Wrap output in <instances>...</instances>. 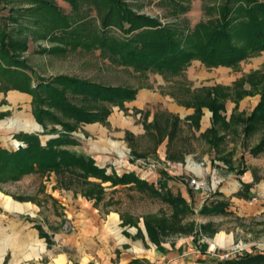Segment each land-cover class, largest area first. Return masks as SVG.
<instances>
[{
  "label": "rangeland",
  "instance_id": "374dc122",
  "mask_svg": "<svg viewBox=\"0 0 264 264\" xmlns=\"http://www.w3.org/2000/svg\"><path fill=\"white\" fill-rule=\"evenodd\" d=\"M43 1L44 4L39 0H0V31L9 40L13 39L25 43L26 49L20 52L19 57L28 66L25 73L29 75L32 87L40 80L51 81L56 76H65L88 80L102 85L126 86L134 89L135 94L137 90L146 88L162 95V97L165 95L169 100H172L171 102L180 106L177 102L186 97L185 92L182 91L183 89L196 90L201 87L221 86L229 88L230 97L227 100H232L233 84L238 78L251 71H264V50L257 55L240 61L236 69L222 66L210 67L208 70L212 71L211 75L206 79H199L193 84L185 77L175 76L166 80L162 75L151 71H134L131 67L116 63L115 60L117 59L111 55L108 49H98L96 45L95 32L99 27L100 12L104 10L102 6L92 5L87 0ZM122 1L132 11L155 19L160 25L163 22L167 27L171 26L184 31H186V27L190 28L198 20L208 18L204 6L211 3L204 0H183L185 2L183 5L185 4L187 10L181 12L168 0ZM259 1L264 2V0ZM215 2L217 4L220 0H215ZM113 35L119 36V33L115 31ZM196 69L194 67V70ZM207 80L212 81L210 86L205 84ZM56 87L59 88L57 85ZM245 87L247 88L246 85ZM16 93L19 94L17 91H9L7 98L10 99L11 95ZM64 94L68 103L77 108L94 111L101 105L108 109L107 117L115 112L121 117L122 125L124 124L126 127L136 128L138 131L144 132L142 136L135 140L131 136V131L123 128V135H120L119 138L118 136H106L98 141L96 137L86 139V136L81 132V125L91 124H79L69 133V136L78 143L77 146L71 147L70 150L76 153L92 151L91 155L95 158L96 166L105 169L106 174L111 172L121 174L129 171L134 173L139 179L147 181L149 175L156 172L160 177L167 181L178 183L182 188L185 194L184 201L190 210V214L185 216L180 222H176L177 225L175 223V226L184 228L190 225V232L166 234L160 237L158 243H154L155 246L165 240L189 238L190 242L194 244V251L199 256L206 257L207 259L205 258L206 262L204 263H208L221 261L216 255L224 253L232 243L251 244L264 242V200L261 199L264 191V152L256 157H252L248 153L245 154L248 147H253L260 140L263 132L262 127L249 137H243L241 130H238L237 134L226 133L227 141H233L236 138L242 141L243 152L238 151L242 153V156L239 159L236 157L233 161L234 170L240 171L243 169L244 173L247 172L248 183H251V179H256V182L259 179V183L254 184L251 188L252 196L249 195L251 198L257 197L258 202L249 204L250 200L239 199L244 202L233 205L229 201L230 197L226 199L218 192L228 186L227 183L225 184L223 180H220L221 177L218 173L211 174V181L209 180V174L203 175L201 178L196 177V170L202 169L206 162L211 163L213 167H220L221 170L226 171L225 166L217 161L215 156H213L214 159H209L206 162L186 157L180 163L157 162L147 158L148 153H146L145 148L151 142L149 138L150 131H153L154 134L155 131L153 128L147 130L144 125H150L153 116L160 118V115L164 114L160 105H142L139 109L131 108L127 111L128 109L124 108L123 103L130 101L122 102V109L120 110L118 104H96L85 101L79 95L67 89L64 90ZM5 97V94H0V107L3 106V111L0 110V113L5 115L0 119V147L6 150H15L14 145L18 141L14 140L13 135L23 133V130L27 134H38L42 130L31 116V103H29L30 108L29 106L20 108L7 104L4 100ZM18 97H23V95H18ZM27 99L31 100L30 97H27ZM258 100V93L246 95V98L244 97L240 102L242 113L249 115ZM226 103L227 105L233 104L232 102ZM54 113L61 121L71 123L69 120H65L58 112ZM235 113L233 114L236 115ZM171 116L173 117V115ZM106 119L105 125L92 124H98L108 130ZM30 125H34V131L32 132L27 129ZM46 126L47 129H55L56 131L61 129L60 126H52L47 123ZM183 131L185 140L188 141L187 143L201 151L203 148L202 143L197 138H194L187 128ZM113 132L120 134L119 129H115ZM49 138L52 137H39L42 144ZM154 141L155 145H157L156 138ZM174 150L175 145L172 148V152ZM217 162L219 166H217ZM150 163L155 165L153 170L149 167ZM165 163H168L169 166H165ZM236 173L234 172V175ZM244 173L239 176L241 179L245 178ZM192 179L203 182L207 189L197 192L192 191L188 186L189 181ZM89 181L97 182L94 179H89ZM55 183L54 175L50 174L42 178L36 175H28L17 182L0 185V246H4L7 239L14 237L17 233L27 232L28 228L24 223H29L32 226L33 224H38L50 236L58 233L69 234L72 231L69 221L64 218L66 215V208L64 207L66 195L71 199L75 198L76 195L80 199L84 198L80 196L78 188L74 187L66 191L58 190ZM101 187L104 194L96 205H93V200H84L91 202L92 207L102 216L117 215L120 220L119 226L134 228V236L137 238H142L140 228L145 232L143 226L144 217L163 216L168 219L170 216L169 208L161 204L156 198L134 190H128L127 188H109L108 184H101ZM155 188L158 189L157 186ZM170 193L174 195L178 192ZM225 193L227 192L225 191ZM212 200L228 201L226 211L230 215L211 217L198 214L201 207L208 205ZM13 202L29 208L20 213L12 212L9 210V205ZM236 213L240 216H236ZM114 215L111 217H115ZM208 217H211L210 220L215 222L210 221ZM122 221H132L136 224L133 226L128 224L121 225ZM217 230L225 233L232 232L233 241L230 245L223 246L213 241L214 233ZM221 236L224 237L223 234Z\"/></svg>",
  "mask_w": 264,
  "mask_h": 264
},
{
  "label": "trees",
  "instance_id": "16d2710c",
  "mask_svg": "<svg viewBox=\"0 0 264 264\" xmlns=\"http://www.w3.org/2000/svg\"><path fill=\"white\" fill-rule=\"evenodd\" d=\"M39 1L44 4L43 0ZM87 1L104 8L100 12L99 27L95 32L98 49H108L117 59L115 62L120 65L138 72L158 73L166 80L175 76L184 78V71L192 60L206 68L222 66L236 69L240 61L264 50L263 1L220 0L216 4L215 0H204L211 2L204 6L208 18L198 20L190 28L186 27V31L160 25L155 19L132 11L122 0ZM168 1L178 11L187 10L183 0ZM115 31L119 36L113 35ZM25 49L24 42L9 40L0 31V92L5 94L8 90H15L28 94L32 104L31 116L42 131L38 134L13 135L14 140L23 145L16 150L0 148V185L17 182L28 175L42 178L53 174L58 190L78 188L80 196L93 200V205L104 194L101 184H108L109 188H127L158 199L171 212L168 219L163 216L144 217L143 226L150 243H158L160 237L166 234L190 232V225L184 228L175 226L176 222L190 214L179 193L173 195L169 190H163V187L157 189L152 183L139 179L132 172L106 174L105 169L97 167L90 156L70 150L78 143L69 133L79 124L105 125L109 111L101 105L94 111L77 108L68 103L64 90L67 89L79 95L82 100L92 103L118 104L120 110L122 102L134 98L135 90L126 86L102 85L65 76H56L51 81L40 80L32 87L30 77L25 73L28 66L19 57L20 52ZM233 86L231 102L234 106L227 122L222 113L224 101L230 97L229 88L212 86L196 90L183 89L186 97L177 103L193 110L187 120L194 130L198 129L201 109L210 112V127L199 136L211 148L218 146L223 138L219 132L227 131L231 123L235 126L241 125L243 137L251 136L262 127L260 140L248 151L250 156L256 157L264 152V71H251L238 78ZM256 93L259 94V100L249 115L235 116L233 113L237 110V103L246 95ZM54 112H58L71 123L61 121ZM4 116V113H0V119ZM168 117L171 121H168ZM46 123L60 126L61 131L47 129ZM178 124L176 117L164 113L160 118L153 116L150 125H144V128L154 129L156 144H159L162 138L169 142L176 135ZM40 136L52 138L42 144ZM221 161L228 172L234 171L229 159L222 158ZM235 172L239 189L232 197L249 200L250 189L256 179H252L251 183H243L238 179L244 173L243 169ZM227 202L212 200L208 205L202 206L198 214L228 216L230 213L226 211ZM122 224L133 226L136 223L122 221ZM32 228L37 232L38 238L44 241L46 248H49L52 244L51 236L38 224H33ZM204 264H264V254H242Z\"/></svg>",
  "mask_w": 264,
  "mask_h": 264
},
{
  "label": "crops",
  "instance_id": "0c3cea01",
  "mask_svg": "<svg viewBox=\"0 0 264 264\" xmlns=\"http://www.w3.org/2000/svg\"><path fill=\"white\" fill-rule=\"evenodd\" d=\"M194 67L197 69L194 70ZM208 69L210 68H205L198 61L194 60L191 61L185 69L184 77L193 84L199 79L208 78L212 73V71ZM205 84L210 86L212 81L207 80ZM9 91L11 90L5 93L6 97L4 98L7 104L20 108L29 106L30 108V100L27 99L29 95L19 92V94L16 93L11 95L10 99H8L7 95ZM0 94L2 95V93ZM18 95H23V97H18ZM171 101L172 100H169L165 95L162 97V95L156 92L141 88L137 90L134 100L123 103L124 108L128 109L127 111L131 108L139 109L142 105H160V108L164 111L163 113L170 116L173 115V117H176L179 121L176 135L169 142H167L166 138H162L161 142L155 145L154 132L150 131L149 138L151 142L147 144L145 148L146 153H148L147 158L157 162L180 163L186 157L206 162L209 159H214L213 156H215L220 163H222V158L229 159L232 168H234L235 165L233 161L236 157L239 159L240 156H242V153L238 152H243L242 141L238 138L233 141H227L226 133L230 132L237 134L238 130L242 129L241 125L235 126L231 123L227 131L219 132V135L223 138L216 148H211L206 141L199 136L210 127V113L204 108L201 109L198 129L194 130L189 120H187V118L193 114V110L191 108H182ZM230 101L232 100H227L226 102L231 103ZM241 101L237 103L235 114H239L240 117H246L247 115L242 113L240 107ZM226 102L224 103V113L222 114L225 118V122H227L233 109V104L227 105ZM2 107L3 106L0 107L1 111H3ZM106 121L108 122L109 131L98 124H91L81 125V132L86 136V139L89 137H96L98 141L106 136H118L119 138L120 135H123V128L129 129L132 138L135 140L144 134V132H140L136 128L126 127L124 124L122 125L121 117L115 112L109 114ZM168 121H170L169 117ZM33 128L34 126L28 130L32 132L34 131ZM185 128L191 132L190 134H192L194 138H197L200 143H202L203 148L201 151L187 143L188 141L185 140L183 131ZM115 129H119L120 134L113 132ZM23 131L25 132V130ZM174 145L175 153L172 152ZM250 148L251 147L247 148L245 154L248 153ZM83 154L95 160L91 155L92 151L88 150ZM204 164L202 169L196 170V177L201 178L203 175L209 174V180L211 181V174L218 173L221 177L220 180H223L224 183L228 185L227 188H224V190L220 189L218 192L226 199L230 197L229 201L233 205L244 202L243 200L231 197L239 189V185L236 182L237 177L234 175L235 170L233 172H228L226 167V171H223L220 167H213L211 163L209 164L206 162ZM217 166H219V163ZM215 170L218 172H215ZM246 173L247 172L244 173V179L238 177L243 183H248ZM147 182L152 183L154 187H163V190L167 189L172 193L178 192L180 196L185 199V194L178 183L167 181L156 172L149 175ZM257 183H259V179L255 184ZM225 191L227 193H225ZM251 194L250 189V195ZM9 207L10 211L17 213L23 212V210L29 208L28 206H20L15 202L9 205ZM64 207L66 208V215L64 218L68 220L72 226V231L69 234H53L50 238L52 244L49 248H46L44 241L38 238L37 232L31 229L32 225L24 223L28 228L27 232L17 233L14 237L8 238L4 246H0V264H204V262H206V257L199 256L198 253L194 251V244L190 242L189 238H180L170 241L165 240L155 246L148 241L142 228H140L142 238L135 237L134 228L119 226L120 220L117 215L110 214L109 216H102L92 207L91 202L80 199L77 195L72 199L66 195ZM113 215L115 217H111ZM236 216L239 217L240 215L236 213ZM211 217H208V219L210 220ZM218 231L219 230L216 232ZM216 232L213 236V241L215 243L218 242L223 246H227L233 241L232 232L225 233L219 231L217 234ZM222 234L224 237H220ZM208 240H210V238H208Z\"/></svg>",
  "mask_w": 264,
  "mask_h": 264
},
{
  "label": "built area",
  "instance_id": "2783aa9c",
  "mask_svg": "<svg viewBox=\"0 0 264 264\" xmlns=\"http://www.w3.org/2000/svg\"><path fill=\"white\" fill-rule=\"evenodd\" d=\"M161 24L164 25L163 22H161ZM14 147L16 150L18 147H23V145L20 142H16ZM166 165H167V167L169 166L168 163H165V166ZM154 166L155 165L153 163H150V165H149L151 170L154 169ZM128 172L129 171L124 172V173H128ZM117 175H119V173H117ZM188 186L194 192H197L199 190L202 191L203 189H207L206 185L203 182L197 181L194 179L189 181ZM261 199L264 200V191H263V196H261ZM249 200H250L249 204H256L258 202L257 197H252ZM242 254H264V242H255V243H251V244H246V243H242V242L232 243L226 249V251L224 253H221V254L216 255V256L219 260H227V259H230V258L235 257V256H239Z\"/></svg>",
  "mask_w": 264,
  "mask_h": 264
},
{
  "label": "bare ground",
  "instance_id": "6f19581e",
  "mask_svg": "<svg viewBox=\"0 0 264 264\" xmlns=\"http://www.w3.org/2000/svg\"><path fill=\"white\" fill-rule=\"evenodd\" d=\"M32 126H34V125H30L29 127L31 128ZM30 128H27V129H30Z\"/></svg>",
  "mask_w": 264,
  "mask_h": 264
}]
</instances>
